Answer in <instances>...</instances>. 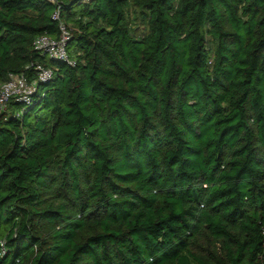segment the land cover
I'll return each instance as SVG.
<instances>
[{
    "label": "trees",
    "instance_id": "trees-1",
    "mask_svg": "<svg viewBox=\"0 0 264 264\" xmlns=\"http://www.w3.org/2000/svg\"><path fill=\"white\" fill-rule=\"evenodd\" d=\"M59 22L74 65L33 48ZM37 63L0 264H264V0H0V84Z\"/></svg>",
    "mask_w": 264,
    "mask_h": 264
},
{
    "label": "built area",
    "instance_id": "built-area-1",
    "mask_svg": "<svg viewBox=\"0 0 264 264\" xmlns=\"http://www.w3.org/2000/svg\"><path fill=\"white\" fill-rule=\"evenodd\" d=\"M57 2V0H49ZM89 2L91 0H79ZM52 18L59 20V12L55 10ZM59 36L52 37L47 34L37 35L33 42V48L47 57L60 60L74 65V59L69 55L66 44L70 39L69 29L63 22H59ZM36 70L35 79H28L24 74L9 73L6 79L0 84V111L5 110L9 100L30 101L32 95L37 91L39 83L45 82L53 77L54 70L49 66L40 63L34 65ZM5 253V242L0 240V255Z\"/></svg>",
    "mask_w": 264,
    "mask_h": 264
},
{
    "label": "rangeland",
    "instance_id": "rangeland-1",
    "mask_svg": "<svg viewBox=\"0 0 264 264\" xmlns=\"http://www.w3.org/2000/svg\"><path fill=\"white\" fill-rule=\"evenodd\" d=\"M68 53H70L71 55H73V51L68 49Z\"/></svg>",
    "mask_w": 264,
    "mask_h": 264
}]
</instances>
